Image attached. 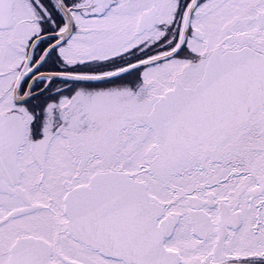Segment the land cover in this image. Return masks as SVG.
Masks as SVG:
<instances>
[{"label":"snow or ice","instance_id":"obj_1","mask_svg":"<svg viewBox=\"0 0 264 264\" xmlns=\"http://www.w3.org/2000/svg\"><path fill=\"white\" fill-rule=\"evenodd\" d=\"M0 264H264V0H0Z\"/></svg>","mask_w":264,"mask_h":264}]
</instances>
